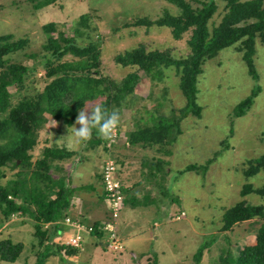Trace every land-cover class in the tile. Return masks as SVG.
Masks as SVG:
<instances>
[{
    "label": "rangeland",
    "instance_id": "rangeland-1",
    "mask_svg": "<svg viewBox=\"0 0 264 264\" xmlns=\"http://www.w3.org/2000/svg\"><path fill=\"white\" fill-rule=\"evenodd\" d=\"M37 1L0 0V34L28 38L27 52L41 51V44L46 40L43 24L61 23V28L71 35L72 23L82 14H88L90 26L89 35L80 37L79 42L99 39L100 70L107 78L120 81L136 70V67L116 63L115 56L139 45L147 51H159L175 58L189 52L187 40L191 29L175 39L170 27L152 23L165 12H177V7L167 0H56L38 9ZM224 11L223 1H220L211 21L213 25L220 21ZM138 18L151 22L135 25ZM72 58L67 54L63 60ZM23 61L27 65L35 62L30 57ZM253 61L255 76L249 73L241 53L233 45L206 60L197 76L196 101L201 107L200 115L181 118L179 109L186 101L178 86L175 68H166L164 78L154 82L138 71L141 78L136 90L129 94L127 102L115 106L120 115L116 144L113 143L109 150L97 145L80 153L89 163V170L97 172L106 157L115 160L113 150L118 148L115 152L118 158L121 152H127L126 147L122 149L125 144L120 132H127L136 124L143 126L159 116L173 124L172 135L176 139L165 145L164 152H157L155 148L145 150L149 167L156 175L151 173L149 191L136 197L140 204L130 212L131 197L126 196L117 225L121 248L110 250L104 245V236L84 233L82 246L76 253L68 254L66 248L56 250L58 243H66L73 234L67 229H60L51 241L45 239L38 245L33 219L17 213L7 219L0 209V239L10 238L24 245L14 262L0 259V264H36L46 244L56 253L50 254L44 264H195L193 256L200 247H203L200 264H215L226 250L234 253L254 241V234L264 219L253 218L238 222L229 230H220L226 210L237 202L264 208V196L254 192L241 195L245 183L254 188L264 185V168L249 176L245 174L251 162L264 155V44L257 40ZM43 73L38 67L26 84L33 86L39 82L40 86ZM248 96L252 97V102L245 113L234 116L237 104ZM88 103H99V99ZM177 128L181 132L176 135ZM68 129L51 119L39 131L33 156H38L46 145L78 151L84 142L70 141ZM128 149V157H131L134 149ZM78 157L75 155L73 159L79 161ZM82 158L80 163L84 162ZM69 161L60 163L64 173ZM189 164L205 167L184 170ZM2 169L5 176L0 178V183L4 184L17 169ZM52 173L58 175L56 171ZM67 176V181L72 182L71 175L67 173ZM81 183L84 179L76 186H82ZM76 189L84 192L80 187ZM71 204L74 207L67 212L69 215L80 211L81 203L77 206L71 201ZM93 209L98 213L97 207ZM43 228L49 230L51 226Z\"/></svg>",
    "mask_w": 264,
    "mask_h": 264
},
{
    "label": "trees",
    "instance_id": "trees-1",
    "mask_svg": "<svg viewBox=\"0 0 264 264\" xmlns=\"http://www.w3.org/2000/svg\"><path fill=\"white\" fill-rule=\"evenodd\" d=\"M55 1L38 0L36 8ZM167 1L177 7V12H165L152 23L170 27L175 39L191 29L187 40L189 52L175 58L159 51H147L143 45L127 49L118 53L115 61L123 66L136 67V70L120 81L102 75L99 39L79 42L80 37L89 35L88 14L80 15L78 21L72 23L71 35L66 34L61 23L50 21L43 24L46 40L41 44V51L37 52L26 51V37L14 38L9 33L0 34V178L5 176L2 168L17 169L13 177L4 184L0 183V209L7 219L14 213L28 215L33 219L38 245L45 239L51 241L62 228L61 223L68 215L71 200L77 190L68 184V176L60 164L74 156V149L46 145L38 156L34 157L32 154L38 143L40 129L51 119L57 124L70 127L84 104L95 99H99V104L105 109L115 111L136 90L141 78L138 71H142L143 76L149 77L153 82L161 81L165 69L172 66L178 75V86L186 101L183 108L179 109L180 118L190 114L199 116L201 107L196 101L197 76L206 60L230 45L241 53L249 73L255 76L253 55L256 40L264 44V0ZM220 1H223L225 11L220 21L213 25L211 21ZM145 22L149 21L138 18L134 24ZM81 25H84V29L80 28ZM67 54L73 58L63 60ZM25 57H30L35 62L31 65L24 64ZM38 67L44 71L40 86L39 82L33 83V86L26 84V80ZM11 86L14 89H10ZM251 102V96L240 101L234 110V116L243 115ZM172 129V123L163 120L161 116L154 117L143 126L136 124L128 134L127 141L164 152L165 145L176 139L172 135ZM180 132L181 129L177 128L176 135ZM105 142L93 130L91 138L84 143L86 149L101 145L106 150ZM198 167L205 166L189 164L184 170ZM262 168L264 155L251 162L245 174L252 175ZM52 171H56L58 175L54 176ZM150 172L156 175L154 171ZM250 192L264 196V185L254 188L245 183L241 195ZM100 199L105 204L104 190ZM253 218L264 219L263 206L239 201L226 210L220 230H229L234 224ZM99 222L94 220L87 224L97 227ZM47 223L51 225L49 230L43 228ZM91 234L101 236L96 228ZM81 246L58 243L56 250L66 248L68 254H74ZM23 247L21 242H13L10 238L0 239V259L14 262ZM202 252L203 247H200L194 254L195 264H200ZM52 253L56 251L46 244L36 264H44ZM215 264H264V223L255 232L254 241L241 246L234 253L226 250L219 255Z\"/></svg>",
    "mask_w": 264,
    "mask_h": 264
},
{
    "label": "crops",
    "instance_id": "crops-1",
    "mask_svg": "<svg viewBox=\"0 0 264 264\" xmlns=\"http://www.w3.org/2000/svg\"><path fill=\"white\" fill-rule=\"evenodd\" d=\"M133 129L128 130L127 132H120V136L124 139V144L122 149L127 148V152H121L120 158L116 157V150L112 151V156L117 161V170H116V177L121 182L123 186V193H124V199H123V207H125L126 204V196L131 197L132 208L128 211L130 212L132 209H135L138 203V199H136L137 196L142 195L141 193L144 191H149L150 185L149 180L151 179V168L149 167V163H147V157H145V150L149 149L147 147H142L139 144L133 145L130 142L127 141V136L130 133V131ZM85 143L80 145V148L78 151H76L75 155H79V161L78 159H73V157L69 158V162L65 164L64 171L65 173H69L72 178V182L69 183L70 187L74 188H82L84 191L83 193L79 190L75 191V194L71 201H73L74 204L78 206V203H81V209L76 214L67 215L73 219H79L83 220L86 223H89L90 221L103 220L107 215V208L104 203H102L100 199V194L103 193L102 188V181H101V169L97 172H92L89 170V163L86 162V159L82 158V155L80 154L82 151H86ZM117 147V146H116ZM133 148L134 153L131 157L129 156V149ZM82 149V150H81ZM138 154H140L138 156ZM118 155V153H117ZM138 156V158L134 157ZM81 158L84 160V162H81ZM124 160V161H123ZM138 163V166L135 164ZM148 165V167L146 166ZM84 179V183H81L82 186H76L80 185V182ZM76 181V182H75ZM87 181V183H85ZM68 182V181H67ZM136 193H139L136 194ZM77 200H76V199ZM92 199V200H91ZM72 208L74 207L71 205ZM70 206V209H72ZM97 207L98 213L93 212V208ZM106 212V213H105ZM78 215V216H77ZM95 219H93V218ZM61 229H67L71 231L72 233L74 230L69 227L68 225H65L63 223ZM51 225L47 223L45 227H50ZM58 233V232H57ZM56 233V234H57Z\"/></svg>",
    "mask_w": 264,
    "mask_h": 264
},
{
    "label": "built area",
    "instance_id": "built-area-1",
    "mask_svg": "<svg viewBox=\"0 0 264 264\" xmlns=\"http://www.w3.org/2000/svg\"><path fill=\"white\" fill-rule=\"evenodd\" d=\"M119 137L118 129L114 138L110 141L106 140V149H110L116 144ZM114 143V144H113ZM101 168L103 190L105 195V206L107 208L106 217L99 222L97 227L93 224H87L79 219H73L66 216L62 222L71 227L74 232L68 238L65 244L72 247H80L83 240V232L91 234L96 228L101 232L106 241L105 247L110 250H118L121 248V242L118 237V218L123 205L124 194L122 192V184L116 177L117 163L111 157H106ZM92 235V234H91ZM95 235V234H94ZM96 236V235H95Z\"/></svg>",
    "mask_w": 264,
    "mask_h": 264
},
{
    "label": "clouds",
    "instance_id": "clouds-1",
    "mask_svg": "<svg viewBox=\"0 0 264 264\" xmlns=\"http://www.w3.org/2000/svg\"><path fill=\"white\" fill-rule=\"evenodd\" d=\"M119 122L117 111H109L99 103H85L78 112L75 124L69 127L67 138L76 143L86 142L95 130L100 138L110 141L114 138ZM75 125H79V128Z\"/></svg>",
    "mask_w": 264,
    "mask_h": 264
}]
</instances>
